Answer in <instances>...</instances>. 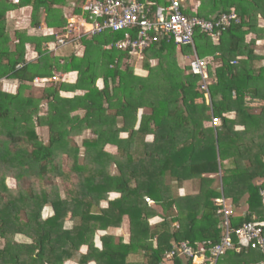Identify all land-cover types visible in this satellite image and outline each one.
I'll return each instance as SVG.
<instances>
[{"label": "trees", "instance_id": "1", "mask_svg": "<svg viewBox=\"0 0 264 264\" xmlns=\"http://www.w3.org/2000/svg\"><path fill=\"white\" fill-rule=\"evenodd\" d=\"M84 1L0 0V264H193L177 249L220 242L219 199L230 229L254 221L264 230V0H195L194 9L183 0L188 18L232 13L239 22L217 41L195 30L193 47L160 40L138 65L115 48L120 32L77 39L81 55L72 44L55 54L63 9L78 15ZM137 1L151 12L168 6ZM22 9L27 27L8 29L17 23L8 14ZM194 54L209 63L207 91L186 61ZM56 72L76 78L54 82ZM212 116L218 126L206 127ZM123 226L127 241L108 233ZM235 247L218 264H264V251Z\"/></svg>", "mask_w": 264, "mask_h": 264}, {"label": "built area", "instance_id": "2", "mask_svg": "<svg viewBox=\"0 0 264 264\" xmlns=\"http://www.w3.org/2000/svg\"><path fill=\"white\" fill-rule=\"evenodd\" d=\"M14 3L17 0H12ZM166 8H159L154 13L150 10V4L139 3L137 0H88L83 5L79 15L67 17V28L65 34L57 39L58 47H65L72 40L84 36H98L104 32H120L123 39L115 44L120 51H127L134 59H141L145 49L160 40L173 41L178 47L190 45L193 47V35L195 30L211 36L217 41L220 31L229 27L232 23H238L239 19L232 13H223L215 19L205 20L198 17L188 18L182 14L180 7L183 0H167ZM72 19V20H71ZM77 37L69 39L70 35ZM190 72L193 76L200 78L201 89L207 91L208 83V61L199 58L195 54L186 58ZM61 75V76H60ZM54 75V82H66L63 75ZM37 82H41L38 81ZM42 83V82H41ZM208 101V94H205ZM219 118L211 117L210 127H216ZM264 202V188L260 191ZM218 213L223 214V237L220 242L208 250L205 244H199V248L193 251L187 243H181L178 247L180 255L192 258L193 264H218V260L226 251L232 250L235 245L232 241L233 235L237 239L235 250L239 252L241 247L260 249L264 251V230L257 222H248L236 230L229 227V216L231 210L224 199L216 200ZM246 241V243H245ZM208 251L210 259L206 262L205 252ZM171 253L170 256H172Z\"/></svg>", "mask_w": 264, "mask_h": 264}, {"label": "rangeland", "instance_id": "3", "mask_svg": "<svg viewBox=\"0 0 264 264\" xmlns=\"http://www.w3.org/2000/svg\"><path fill=\"white\" fill-rule=\"evenodd\" d=\"M68 6H70V5H68ZM71 11H73V9L72 8H70V7H65L64 9H63V12H64V15H66L67 17H69V16H71L72 14H70V12ZM21 11H20V13H18V16H16L15 14H12L11 15V13H9L8 14V19L7 20H9V21H12L13 19H15L16 21H17V23H15V24H9L8 25V29H16V27H19V28H21L22 30H24V28H26L27 27V25H28V19H29V16H30V11H29V9H27V14H23L22 13V15H21ZM79 15V14H78ZM76 16V15H75ZM72 20V19H71ZM30 32V34H32L33 32L32 31H29ZM74 37H77V34H74V35H70V37H69V39H73ZM253 37L254 36H252V35H249V36H247L246 37V41L248 42V41H250L251 39H253ZM76 43H78V41H77V39H75V40H72L71 41V43L70 44H72L73 45V49H76L77 51L79 50V52H78V55H81L82 54V49L81 48H77V46H78V44H76ZM259 43V47L257 48V51L259 52V53H261V49H260V46H262V45H264V43H262L261 41H259L258 42ZM69 44V45H70ZM69 45H67V46H69ZM258 45V44H257ZM67 46H66V48H67ZM66 48H64V47H61V48H59V49H56L57 50V52L55 53L58 57H62V56H64V54H65V52L68 50V49H66ZM66 49V50H65ZM68 54V53H67ZM187 61V60H186ZM140 62L137 60V59H135V64L136 65H138ZM135 73L137 74V75H141L142 73H141V71H138V70H136L135 71ZM57 76L58 75H60V74H62L63 75V73H58V72H56L55 73ZM61 76V75H60ZM64 77H65V80H66V82H68V83H72L74 80H75V78H76V73H68V74H65V75H63ZM32 86H33V88L34 89H37V90H40V89H42V87H44V84L43 83H41V82H37V81H34V83L32 84ZM15 87H16V84L14 83V82H10V81H5V82H3V84H2V90L3 91H6V92H14V90H15ZM206 125V127H208V126H210V123L208 124H205ZM38 133H39V135H40V137H42L43 139H47V130L46 129H38ZM110 151H113L114 150V148H108ZM6 184H7V186L8 187H10V188H12V187H14V185H15V182L13 181V180H7L6 181ZM215 186H217L216 185V183H215ZM112 196H114V195H112ZM111 196V197H112ZM102 206L103 207H105V204H102ZM240 211V210H239ZM52 213V211H51V209L50 208H46L44 211H43V217H48V216H50V215H48V213ZM242 212V211H241ZM66 220H68V221H70V220H72V216L70 215V214H68L67 216H66ZM158 221H160V219L159 218H154V219H152L151 220V224H154V223H156V222H158ZM125 227L126 226H123L122 228H120V229H114V228H112V229H110V231H108V233L109 234H111V235H118V236H122L123 237V239L125 240V241H127L128 240V234H127V230L125 229ZM116 230V231H115ZM20 239H18V240H20V241H23V238H21V237H19ZM96 241H97V239H96ZM97 245V244H96ZM1 246H3V242H2V240L0 239V247Z\"/></svg>", "mask_w": 264, "mask_h": 264}, {"label": "crops", "instance_id": "4", "mask_svg": "<svg viewBox=\"0 0 264 264\" xmlns=\"http://www.w3.org/2000/svg\"><path fill=\"white\" fill-rule=\"evenodd\" d=\"M86 1H88V0H85L84 1V3L83 4H85L86 3ZM184 2V1H183ZM83 4H82V8H83ZM143 4H148V3H143ZM196 2H195V0H193V1H190V6L192 7V9H194L195 8V6H196ZM82 8H81V10H82ZM157 9H159V8H157ZM156 9V10H157ZM23 14H27V9H22V10H20ZM155 12V11H154ZM154 12H152V13H154ZM22 13H21V15H22ZM262 23V22H261ZM262 43H264V41H261ZM258 45H259V43H258ZM142 74L140 75V76H143V75H145V73H143V72H141ZM191 189H193L192 188V186H191V184L189 185H187L186 187H184V188H181L180 190H179V195H183L187 190L190 192V191H192ZM110 231V230H109ZM116 231V230H115ZM115 235V234H114ZM116 236H118V235H116ZM95 244H97V245H99V242H98V239H97V241H96V239H95ZM96 245V246H97ZM81 248H84V249H87L86 247H81ZM80 252H81V249H80ZM86 252V250L84 251V252H81V253H85Z\"/></svg>", "mask_w": 264, "mask_h": 264}, {"label": "clouds", "instance_id": "5", "mask_svg": "<svg viewBox=\"0 0 264 264\" xmlns=\"http://www.w3.org/2000/svg\"><path fill=\"white\" fill-rule=\"evenodd\" d=\"M147 139L149 140V141H151L152 139H153V137L152 136H148L147 137ZM52 213H48V215H51ZM17 239H20L19 237H17ZM245 243H246V241H245ZM97 247H99V245H97ZM86 249H84V248H81V252H84Z\"/></svg>", "mask_w": 264, "mask_h": 264}, {"label": "snow or ice", "instance_id": "6", "mask_svg": "<svg viewBox=\"0 0 264 264\" xmlns=\"http://www.w3.org/2000/svg\"><path fill=\"white\" fill-rule=\"evenodd\" d=\"M217 123H219V121H216Z\"/></svg>", "mask_w": 264, "mask_h": 264}]
</instances>
